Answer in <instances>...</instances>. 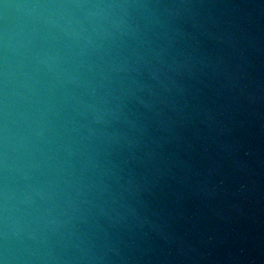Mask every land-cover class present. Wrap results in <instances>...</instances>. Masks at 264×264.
Segmentation results:
<instances>
[{"label": "water", "instance_id": "water-1", "mask_svg": "<svg viewBox=\"0 0 264 264\" xmlns=\"http://www.w3.org/2000/svg\"><path fill=\"white\" fill-rule=\"evenodd\" d=\"M0 264H264V0H0Z\"/></svg>", "mask_w": 264, "mask_h": 264}]
</instances>
